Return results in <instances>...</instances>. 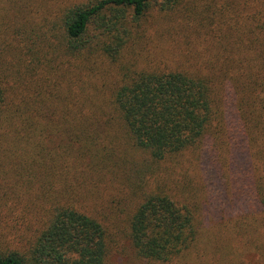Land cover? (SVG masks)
Here are the masks:
<instances>
[{
	"label": "trees",
	"instance_id": "16d2710c",
	"mask_svg": "<svg viewBox=\"0 0 264 264\" xmlns=\"http://www.w3.org/2000/svg\"><path fill=\"white\" fill-rule=\"evenodd\" d=\"M183 1L0 0V5L16 12L7 18L14 24L13 39L23 37L26 24L43 10L53 38L64 39L66 57L95 47L118 64L154 9L167 12ZM235 15L225 57L200 58L190 62V70L124 67L115 106H85L84 100L75 105L71 94L57 89L60 83L47 86L48 81L22 93L14 100L18 106H7L0 83V124L8 125L12 146L23 148L31 167L29 203L15 234L0 236V264H111L121 241L102 194L117 192L122 167L108 150L116 153L125 139L147 163L161 164L198 148L210 134L227 132L231 146H245L258 162L256 170H264V12ZM56 59L49 60L50 69ZM256 179L264 209V175ZM137 195L125 238L135 262L186 264L197 245L194 211L157 189Z\"/></svg>",
	"mask_w": 264,
	"mask_h": 264
},
{
	"label": "rangeland",
	"instance_id": "374dc122",
	"mask_svg": "<svg viewBox=\"0 0 264 264\" xmlns=\"http://www.w3.org/2000/svg\"><path fill=\"white\" fill-rule=\"evenodd\" d=\"M259 11L264 12V0H184L167 12L156 8L124 50L120 63L113 64L100 56L95 47L66 57L64 39L58 38L59 34L53 38L43 10L26 24L28 30L21 32L23 37L13 39L9 30L14 24L7 18L16 12L1 4L0 83L9 98L7 106H18L16 98L41 88L46 81L47 86L60 83L57 89L71 94L75 105L84 100L85 106H115V94L126 73L124 67L190 70V62H198L200 58L225 57L222 49L228 45L226 32L235 25L234 15L254 12L257 16ZM51 45L53 49L49 50ZM53 57H57L50 62L55 69H50L49 60ZM46 90L47 87L43 95ZM54 94L59 96L58 92ZM228 137L222 131L213 137L210 134L198 148L161 164L151 160L147 163L144 159L147 157L127 139L116 153L108 150L122 167L117 192L102 194L112 206L108 214L110 219L117 220L115 230L121 241L111 264H144L135 262L127 244V225L137 194L156 189L181 204H188L195 213L197 245L186 264H264V209L256 196L258 186L253 184L256 177L264 175V170L259 167L256 170L258 162L244 150L245 146L233 142L234 149ZM13 139L8 125L0 124V236L3 237L15 234L13 228L21 224L16 222L17 218L29 203L26 190L30 188V161L22 147L15 151ZM3 239L0 237V242Z\"/></svg>",
	"mask_w": 264,
	"mask_h": 264
}]
</instances>
